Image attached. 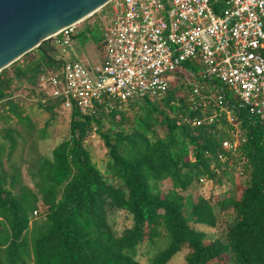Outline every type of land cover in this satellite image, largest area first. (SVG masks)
Here are the masks:
<instances>
[{
    "label": "trees",
    "instance_id": "trees-1",
    "mask_svg": "<svg viewBox=\"0 0 264 264\" xmlns=\"http://www.w3.org/2000/svg\"><path fill=\"white\" fill-rule=\"evenodd\" d=\"M107 5L83 20L84 32L72 33L70 43L81 34L103 50ZM55 45L44 42L0 71V102L18 120L30 125L13 101L23 89L51 118L55 109L70 116L68 135L50 156L30 158V184L11 161L20 133L0 127V264H142L137 248L143 243L155 248L147 264H167L184 248L185 264H264V121L219 82L200 81L190 62L183 66L195 77L186 72L184 82L170 84L159 98L100 104L87 114L65 109L38 87L40 75L61 68L63 61L48 52ZM195 83L203 84L199 95ZM209 90L222 96L233 123ZM0 118L8 122L10 115ZM92 132L106 148L104 171L84 144ZM235 138L234 151L223 148ZM234 171L243 177L237 196L183 194L203 180H232ZM117 211L130 219L120 231L110 218ZM201 227L224 234L207 238Z\"/></svg>",
    "mask_w": 264,
    "mask_h": 264
},
{
    "label": "built area",
    "instance_id": "built-area-1",
    "mask_svg": "<svg viewBox=\"0 0 264 264\" xmlns=\"http://www.w3.org/2000/svg\"><path fill=\"white\" fill-rule=\"evenodd\" d=\"M107 4L110 21L103 30L101 63L86 67L77 60L63 61L59 71L40 75L43 94L60 98L65 109L76 107L87 114L100 104L159 98L170 86V73L184 71L195 77L183 66L190 62L199 67L200 81L219 82L241 107L264 121V0H110ZM75 25L61 29L52 40L69 45ZM202 88L203 84H193V94L199 95ZM208 97L233 123L229 106L221 105L222 96L209 90ZM237 144V138L222 142L232 151Z\"/></svg>",
    "mask_w": 264,
    "mask_h": 264
},
{
    "label": "rangeland",
    "instance_id": "rangeland-1",
    "mask_svg": "<svg viewBox=\"0 0 264 264\" xmlns=\"http://www.w3.org/2000/svg\"><path fill=\"white\" fill-rule=\"evenodd\" d=\"M103 10V9H102ZM106 14H102L104 26L110 21L109 5L104 10ZM97 14H101V9L96 11ZM91 19V18H90ZM88 19V20H90ZM87 21H80L75 25L74 33L84 32V24ZM52 40V39H51ZM49 40L48 42H50ZM51 44L48 46L50 47ZM47 46V47H48ZM102 51L97 48L93 42L83 35L75 37L69 45L53 46V49H49L53 56L57 57L60 61L77 60L86 67H94L101 63ZM187 73L184 72L181 76H176L174 73L169 74L170 84H179L185 81ZM15 84V82H14ZM34 97L27 98L26 92L23 90L16 93L13 97V101L16 102L22 111V116L29 119V124H26L24 120H18L14 115L9 113L4 104V100L0 102V115L9 114L10 120L8 122L0 118V127L12 126L20 133L16 149L11 156V161L20 165L23 182L30 184L29 177L27 175V166L31 157L37 154H44L50 156L51 150L59 145L68 135V127L70 116L68 111H59L55 109V116L52 118L50 114L43 108L32 104ZM47 122V124H46ZM85 146L89 149L92 160L96 163L101 171L105 170V164L107 161L106 148L104 147L101 139L95 133H91L87 136L84 142ZM4 163H6L5 157H3ZM234 176V178H233ZM237 172L232 173V180L223 178L221 184L213 183L211 181L203 180L201 185L194 188L191 187L183 194L187 195L192 192H197L204 196H213L214 200H224L225 198L237 196L240 194L241 185L240 181L243 179H236ZM168 186V183H164V187ZM218 205L214 206V211L217 212ZM37 217V216H36ZM113 225L117 231L122 230L123 227L130 224V219L122 211H117L110 215ZM207 234V238H213L214 236H223V232L220 229L201 227ZM159 244V243H157ZM155 251V248L148 244L143 243L137 248V257L142 264H147V260ZM186 249L178 251L167 264H185L184 254Z\"/></svg>",
    "mask_w": 264,
    "mask_h": 264
},
{
    "label": "water",
    "instance_id": "water-1",
    "mask_svg": "<svg viewBox=\"0 0 264 264\" xmlns=\"http://www.w3.org/2000/svg\"><path fill=\"white\" fill-rule=\"evenodd\" d=\"M110 0H0V71Z\"/></svg>",
    "mask_w": 264,
    "mask_h": 264
},
{
    "label": "bare ground",
    "instance_id": "bare-ground-1",
    "mask_svg": "<svg viewBox=\"0 0 264 264\" xmlns=\"http://www.w3.org/2000/svg\"><path fill=\"white\" fill-rule=\"evenodd\" d=\"M85 20V19H84ZM81 20H79V21H77V22H75V23H73V24H71V25H75V24H77V23H79Z\"/></svg>",
    "mask_w": 264,
    "mask_h": 264
}]
</instances>
